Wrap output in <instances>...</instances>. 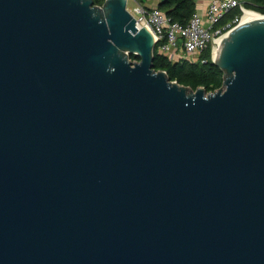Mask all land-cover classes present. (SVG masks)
<instances>
[{
	"label": "water",
	"instance_id": "95a60500",
	"mask_svg": "<svg viewBox=\"0 0 264 264\" xmlns=\"http://www.w3.org/2000/svg\"><path fill=\"white\" fill-rule=\"evenodd\" d=\"M126 3L0 0V264H264V21L206 93Z\"/></svg>",
	"mask_w": 264,
	"mask_h": 264
},
{
	"label": "built area",
	"instance_id": "2783aa9c",
	"mask_svg": "<svg viewBox=\"0 0 264 264\" xmlns=\"http://www.w3.org/2000/svg\"><path fill=\"white\" fill-rule=\"evenodd\" d=\"M132 10L126 9L135 19V27L146 28L152 35L154 44H158V51L166 54L171 60H191L199 56L210 46V57L216 47V40L226 35L239 25L242 14L246 10L243 0H207L202 10L196 9L182 25L171 21L157 7H149L132 0ZM232 8H238L240 14L232 23L222 29L217 26L223 15ZM195 57V58H193ZM203 61V60H202Z\"/></svg>",
	"mask_w": 264,
	"mask_h": 264
},
{
	"label": "trees",
	"instance_id": "16d2710c",
	"mask_svg": "<svg viewBox=\"0 0 264 264\" xmlns=\"http://www.w3.org/2000/svg\"><path fill=\"white\" fill-rule=\"evenodd\" d=\"M144 4L145 0H136ZM245 7L252 12L264 15V0H243ZM104 0H93L94 5L101 6ZM145 5V4H144ZM171 21L186 24L190 16L196 11V0H157L156 6ZM240 14L238 8L226 12L218 22L221 29L227 24L233 25V19ZM155 43L152 49V67L154 71H164L171 81L186 86L192 90L203 87L206 93H214L223 83V71L212 62L210 46L202 51L197 58L191 60H171L166 54L158 51ZM131 61H139V57L130 53ZM203 60V61H202Z\"/></svg>",
	"mask_w": 264,
	"mask_h": 264
},
{
	"label": "bare ground",
	"instance_id": "6f19581e",
	"mask_svg": "<svg viewBox=\"0 0 264 264\" xmlns=\"http://www.w3.org/2000/svg\"><path fill=\"white\" fill-rule=\"evenodd\" d=\"M259 21H264V15L257 14L255 12H252L251 10H246L244 14H242L241 19H240V25L248 24V23H253V22H259ZM228 37V34L223 35L222 37L218 38L216 42V47L214 48L213 51V59L216 61L219 56L220 48L224 42V40Z\"/></svg>",
	"mask_w": 264,
	"mask_h": 264
},
{
	"label": "crops",
	"instance_id": "0c3cea01",
	"mask_svg": "<svg viewBox=\"0 0 264 264\" xmlns=\"http://www.w3.org/2000/svg\"><path fill=\"white\" fill-rule=\"evenodd\" d=\"M206 1L207 0H196V9L202 10L204 8ZM144 4L149 7H155L157 4V0H153L151 4L146 2Z\"/></svg>",
	"mask_w": 264,
	"mask_h": 264
},
{
	"label": "rangeland",
	"instance_id": "374dc122",
	"mask_svg": "<svg viewBox=\"0 0 264 264\" xmlns=\"http://www.w3.org/2000/svg\"><path fill=\"white\" fill-rule=\"evenodd\" d=\"M145 2L146 3H152L153 2V0H145ZM134 6V3H133V1L132 0H127V3H126V7H127V9H129V10H132V7ZM215 52V51H214ZM193 58H195V57H193Z\"/></svg>",
	"mask_w": 264,
	"mask_h": 264
}]
</instances>
